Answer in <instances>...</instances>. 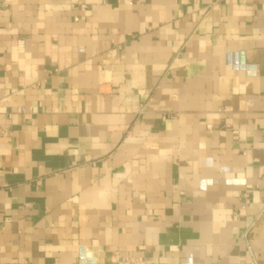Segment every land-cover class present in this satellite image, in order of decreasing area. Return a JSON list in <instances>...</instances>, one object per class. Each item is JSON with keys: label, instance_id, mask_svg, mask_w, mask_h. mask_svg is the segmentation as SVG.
Listing matches in <instances>:
<instances>
[{"label": "crops", "instance_id": "1", "mask_svg": "<svg viewBox=\"0 0 264 264\" xmlns=\"http://www.w3.org/2000/svg\"><path fill=\"white\" fill-rule=\"evenodd\" d=\"M115 252L264 264V0H0V264Z\"/></svg>", "mask_w": 264, "mask_h": 264}, {"label": "built area", "instance_id": "2", "mask_svg": "<svg viewBox=\"0 0 264 264\" xmlns=\"http://www.w3.org/2000/svg\"><path fill=\"white\" fill-rule=\"evenodd\" d=\"M248 204L249 202L246 199L244 205L241 207V210H245ZM113 259V264H147L146 261L141 257H122L118 254V252L113 254Z\"/></svg>", "mask_w": 264, "mask_h": 264}]
</instances>
